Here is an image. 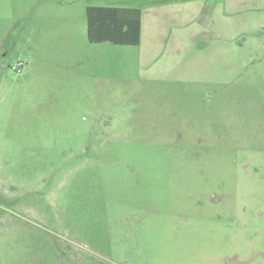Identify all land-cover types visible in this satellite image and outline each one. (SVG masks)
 <instances>
[{"label":"rangeland","instance_id":"obj_1","mask_svg":"<svg viewBox=\"0 0 264 264\" xmlns=\"http://www.w3.org/2000/svg\"><path fill=\"white\" fill-rule=\"evenodd\" d=\"M205 1L190 31L232 41L0 0V264H264V0Z\"/></svg>","mask_w":264,"mask_h":264},{"label":"crops","instance_id":"obj_2","mask_svg":"<svg viewBox=\"0 0 264 264\" xmlns=\"http://www.w3.org/2000/svg\"><path fill=\"white\" fill-rule=\"evenodd\" d=\"M204 1L205 0H87V6L86 7L96 6V7L139 9L140 14H141V31H140V43L138 46L143 45L144 42H147V44H150L151 42L154 43L153 38H155V35H154L155 33H152L151 32L152 30H151V31H148V34H147V27H149L148 25H152V26L154 25V27H155V23H158V25L161 23L160 24V26H161L162 23L172 20V16L175 13H177L176 17H178L177 18L178 23L176 22L177 27L180 28V29H178L180 32L178 31L177 36L180 38L185 37V35H187L189 38L194 37L192 39L193 44H194L195 40H197V39L199 40V39H201V37H203V38L212 37L213 39L217 40L218 37H222L221 32H223L224 37H226L230 41H232L233 40L232 36H230L227 33V30L225 31V29H221V30H223L221 32L213 31L212 29L211 30H205V31H203V30L199 31V29H198L194 33L192 31H190L188 26H190L189 17L191 15H187V12H189V11L184 10L182 12V10L184 7H187V6H194V7L196 6L197 7L198 5H201V3ZM219 1H221V3L223 4V8L227 9L228 7H235L234 5H236V7L239 6V4L242 5L243 1H246V0H219ZM207 3L210 4L209 2H207ZM174 6L181 7L182 9L178 12H172L171 7H174ZM197 9L199 10L198 7H197ZM169 11H170V13H169ZM209 20H210V18H209ZM224 20H226V19L224 18ZM146 25H147V27H146ZM199 25L200 24L198 23L197 26H199ZM160 31L161 30L159 29V32ZM150 32L152 34L151 39H150V37H151ZM159 36H160V33H159ZM138 46H135V47H138ZM153 46H154V44H153ZM150 49H151V47H150Z\"/></svg>","mask_w":264,"mask_h":264},{"label":"trees","instance_id":"obj_3","mask_svg":"<svg viewBox=\"0 0 264 264\" xmlns=\"http://www.w3.org/2000/svg\"><path fill=\"white\" fill-rule=\"evenodd\" d=\"M87 39L90 44L138 46L141 14L135 8L90 6L85 9Z\"/></svg>","mask_w":264,"mask_h":264}]
</instances>
